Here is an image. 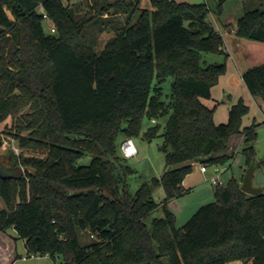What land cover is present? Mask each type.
<instances>
[{"label":"trees","instance_id":"16d2710c","mask_svg":"<svg viewBox=\"0 0 264 264\" xmlns=\"http://www.w3.org/2000/svg\"><path fill=\"white\" fill-rule=\"evenodd\" d=\"M224 1L215 0L218 11ZM151 3L134 21L133 0L109 3L124 8L126 19L96 51L83 36L84 20H75L62 0H0V122L11 117L10 134L21 147L46 146L43 155L18 157L21 174L0 173L3 264L18 257L17 237L27 253L62 256L50 264H264V189L248 193L236 177L217 183L215 199L181 226L165 204L188 190L182 181L195 161L223 163L232 135L252 142L257 131L255 122L242 125L249 106L241 96L224 122H215L214 106L202 100L226 69L225 61L202 58L224 51L208 3ZM97 4L105 8V1ZM47 17L54 30H45ZM235 32L264 42V9L245 10ZM242 79L264 100V62L243 70ZM144 116L164 120L144 135L150 139L162 128L160 148L173 167L130 192L125 171L133 169L122 164L117 137L139 134ZM86 152L90 161L77 163ZM242 152L247 166L257 165L252 143ZM158 185L164 214L148 225ZM81 230L94 239L81 243Z\"/></svg>","mask_w":264,"mask_h":264},{"label":"rangeland","instance_id":"374dc122","mask_svg":"<svg viewBox=\"0 0 264 264\" xmlns=\"http://www.w3.org/2000/svg\"><path fill=\"white\" fill-rule=\"evenodd\" d=\"M67 5L75 20H84L82 28L83 36L86 41L96 50L99 51L105 44L106 40L115 33V28L122 25L126 19V10L120 8L114 3L116 0H99L105 1L104 9L98 8V0H62ZM128 0H126L127 2ZM189 2L206 1L211 8L208 13V19L221 32L223 36L224 51L202 52V58L206 62L225 61V72L220 74L216 83L211 87V97H203L202 100L210 107L214 106L215 122H224L228 118V108L231 103L242 97L248 104V111L242 116V125L256 124L257 138L252 142H246L240 134H234L228 141L227 152L230 155L228 160L223 163L207 162L206 170L200 169V161L193 163L192 170L187 173L182 181V186L188 189L186 192L171 197L166 200V206L173 212L177 226L183 223L199 208L200 205L215 199L214 180L219 184H226L231 177L242 178L245 168L247 167L245 155L242 152L244 146L252 143L255 154L254 166L252 172V184L264 189V100L259 96L252 95L247 89L240 70L248 66L264 62V43L258 40L242 38L235 32L237 19L245 10L260 8L264 9V0H225L221 10L216 9L215 0H178ZM121 2V0H119ZM134 5L129 6L131 9V20L134 21L141 8H152L151 0H133ZM54 22L50 18L44 20L45 30ZM173 77L168 76L163 82V94L170 91V84ZM24 107L23 110H27ZM163 119L153 120L146 116L142 118V127L137 135L132 139L137 147V153L131 156H124L120 150V143L125 138L119 134L117 137V153L121 156L123 165L133 169L125 171V179L128 183L130 192H134L143 182H149L153 176H160L163 171L171 166H167L164 159V152L160 145L163 136L159 134L152 138L144 135L145 129L156 122L163 124ZM11 117H7L0 122V173L10 174L11 170H17L18 157L21 154L43 155L46 152V146L38 147H21L18 139L11 136L10 131ZM23 134L26 131L22 132ZM92 155L86 152L77 163L86 164L90 161ZM24 169V167H22ZM23 172V170H22ZM152 196L158 202V206L146 217V222L150 225L153 217L164 214V196L165 191L162 185L152 188ZM0 208H6L4 200L0 197ZM8 233L17 236L16 230L10 228ZM80 242L88 243L94 239L88 230L80 231ZM18 257L11 264H50L53 262L60 263L62 256L53 258L46 255L28 256L22 259V255H27L24 240L17 237L15 240ZM6 250V248H4ZM0 249V253L4 252ZM241 260H232L228 264H239ZM0 264H3L0 262Z\"/></svg>","mask_w":264,"mask_h":264},{"label":"water","instance_id":"95a60500","mask_svg":"<svg viewBox=\"0 0 264 264\" xmlns=\"http://www.w3.org/2000/svg\"><path fill=\"white\" fill-rule=\"evenodd\" d=\"M255 164H253L252 162L248 164V166L246 167L243 176H242V180L240 182V188L248 193H258L260 192L263 188L259 187V186H254L252 184V172L254 169ZM17 170H11V173L9 175H19L22 173V167L18 166Z\"/></svg>","mask_w":264,"mask_h":264},{"label":"built area","instance_id":"2783aa9c","mask_svg":"<svg viewBox=\"0 0 264 264\" xmlns=\"http://www.w3.org/2000/svg\"><path fill=\"white\" fill-rule=\"evenodd\" d=\"M50 29L54 30V24L50 25ZM120 150L124 156H131L137 153V147L132 139V137H125L120 143ZM201 170H206V165L204 163L200 164ZM214 183H219L218 180H214ZM37 254L28 253L27 255H22V259L27 258L28 256H35Z\"/></svg>","mask_w":264,"mask_h":264},{"label":"crops","instance_id":"0c3cea01","mask_svg":"<svg viewBox=\"0 0 264 264\" xmlns=\"http://www.w3.org/2000/svg\"><path fill=\"white\" fill-rule=\"evenodd\" d=\"M241 37V36H240ZM242 38H245V37H242ZM262 42V41H261ZM264 43V42H263ZM248 67H250V66H248ZM246 68H241V70H240V73H241V76H242V72H243V70H245Z\"/></svg>","mask_w":264,"mask_h":264}]
</instances>
